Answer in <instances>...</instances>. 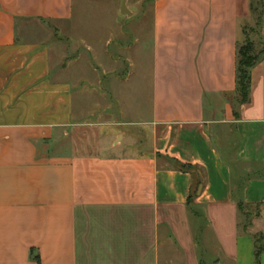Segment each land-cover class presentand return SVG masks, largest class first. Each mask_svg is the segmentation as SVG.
Returning a JSON list of instances; mask_svg holds the SVG:
<instances>
[{
  "label": "crops",
  "instance_id": "crops-1",
  "mask_svg": "<svg viewBox=\"0 0 264 264\" xmlns=\"http://www.w3.org/2000/svg\"><path fill=\"white\" fill-rule=\"evenodd\" d=\"M130 3L98 45L75 0H0V264H264V0Z\"/></svg>",
  "mask_w": 264,
  "mask_h": 264
},
{
  "label": "rangeland",
  "instance_id": "rangeland-1",
  "mask_svg": "<svg viewBox=\"0 0 264 264\" xmlns=\"http://www.w3.org/2000/svg\"><path fill=\"white\" fill-rule=\"evenodd\" d=\"M131 3L130 5L132 6L133 4V0H130ZM119 3H123V0H75V13H76V17H80V16H85L89 18L90 24L93 26V28L95 27V29H93L92 32V36L94 37L93 39H90L91 36H89L88 41L93 42L95 44L101 43L102 41H104L103 43L105 44L107 39L105 40V36H106V30H101L99 29V23L101 21H106V20H110V22L112 23V21H114L115 19H118L120 16V11H121V6L118 7ZM133 20V19H132ZM149 30V23L148 20L143 24V27H141V32L143 33V35H146L148 33ZM124 31L129 34L132 31H134V23L133 21H128L125 25H124ZM247 40L244 42V45L248 44V43H253L254 45V54L258 55L260 54V52L263 50V40L259 39L256 35L252 34L251 32H247ZM107 38V37H106ZM93 40V41H92ZM126 44L130 45V43H132L131 39H126ZM135 54H136V49L133 48L132 50L128 51L127 53H122V54H117L115 57H120L121 58V67H120V73H122V75L124 77H128V79L131 81L129 86L125 88L126 92L129 93V90H131V85L133 86L134 84V80H139L141 79L142 76L141 72H140V68H138L137 63H136V58H135ZM73 56V55H72ZM72 56L68 55V58L70 59ZM75 56V55H74ZM89 61H87V59ZM91 58V57H90ZM90 58H88L87 56L83 55L82 56V66L81 64L78 65V73L76 75H78L79 78L82 79H90V71L89 69L86 68L87 63L89 62V65L92 63H94V65L96 67H100L101 69L99 70V73L102 74L103 70H102V63L101 61L98 59V61L95 59L94 61H91ZM131 60L133 63V67L129 65V63H127L125 60ZM81 63V61H80ZM102 78V77H101ZM104 79V78H103ZM133 89V88H132ZM133 92H131L132 94Z\"/></svg>",
  "mask_w": 264,
  "mask_h": 264
},
{
  "label": "trees",
  "instance_id": "trees-1",
  "mask_svg": "<svg viewBox=\"0 0 264 264\" xmlns=\"http://www.w3.org/2000/svg\"><path fill=\"white\" fill-rule=\"evenodd\" d=\"M257 9V8H256ZM255 9V10H256ZM237 93L238 100L241 103H245L248 100L249 88H250V73L253 67H255L264 58V47L260 54H254L253 43L243 45L238 49L237 53ZM182 170H190L188 167L181 166ZM190 200H192L190 196Z\"/></svg>",
  "mask_w": 264,
  "mask_h": 264
},
{
  "label": "water",
  "instance_id": "water-1",
  "mask_svg": "<svg viewBox=\"0 0 264 264\" xmlns=\"http://www.w3.org/2000/svg\"><path fill=\"white\" fill-rule=\"evenodd\" d=\"M120 13L122 16H130L131 15L130 12L126 8V0H123V4H122Z\"/></svg>",
  "mask_w": 264,
  "mask_h": 264
}]
</instances>
